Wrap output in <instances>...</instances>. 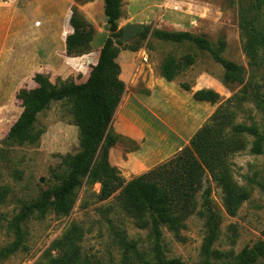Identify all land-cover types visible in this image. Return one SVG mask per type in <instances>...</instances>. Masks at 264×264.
<instances>
[{"label":"rangeland","instance_id":"374dc122","mask_svg":"<svg viewBox=\"0 0 264 264\" xmlns=\"http://www.w3.org/2000/svg\"><path fill=\"white\" fill-rule=\"evenodd\" d=\"M77 1L79 5L73 8L92 24L94 30L91 50L85 54L88 58L66 56L61 39L71 32L70 27L67 34L57 36L52 25L46 23L50 12L38 10L37 0H21L23 26L17 38L9 42L6 54L0 57V250L16 241L13 221L22 207L33 205L41 191L59 184L67 175L62 158L80 149L71 105L61 101L51 103L37 116L33 131L41 132L38 141L18 143L6 139L9 128L22 111L16 95L22 88L35 87L33 76L36 73L48 76L56 85L69 80L79 84L90 75V59L102 46L109 30L103 10L96 4L84 9L80 3L88 0ZM240 8L239 0H121L118 29L133 25L142 26V29L129 42L120 39V43L115 44L119 52L130 51L124 45L137 46L138 51L141 50L134 77L138 82L126 91L111 122L113 133L119 137L113 152L115 156L120 157L122 151H153L147 147L148 138L139 144L121 134L122 126L133 129L126 119L129 110L143 117L144 128L168 132V127L181 124L182 118L174 116L171 108V103L179 104L185 107V114L199 116L192 121L194 131L208 121L218 106L242 89V85L229 87L223 83V69L209 53L189 43L173 44L155 39L150 36L154 29L202 35L214 44L218 39H224L226 46L221 57L244 68L247 84L252 87L263 85L261 72L249 67L242 49L238 27ZM145 28L150 33L143 40L139 34ZM168 55L179 60L190 57L187 64L183 61L184 68L169 83L159 71ZM160 81L166 83L164 90H161ZM184 85L189 89L184 90ZM200 89L213 90L219 95V101L213 105L194 101L192 93ZM160 112L166 115L165 122L161 123L157 117ZM234 123L256 124L261 130L262 113L253 98L241 104ZM252 140V136H247L244 149L228 160L234 181L250 193L235 215L225 211L221 190L207 175L208 180L196 195V211L180 231L182 238L178 240L162 227L161 237L157 239L148 228L138 227L120 208L118 191L106 200H99L100 185L83 184L77 189L68 215L56 216L50 211L43 217L31 214L21 224L22 246L0 258V264H51V260L59 257H71L70 264H127L122 257L118 234L127 241H134L139 254L149 261L156 260L155 248L158 246V256L164 259L201 264L205 259L203 246L208 234L205 225L209 213L218 220L213 249L225 253L221 260L212 258V261L231 263L244 247L264 242V194L256 185L257 181H264L263 157L250 152ZM133 166L134 163L129 162L124 173L120 171L125 181L136 177L127 174L133 172ZM207 187L211 192L206 201L202 194ZM257 264H264V256Z\"/></svg>","mask_w":264,"mask_h":264},{"label":"trees","instance_id":"16d2710c","mask_svg":"<svg viewBox=\"0 0 264 264\" xmlns=\"http://www.w3.org/2000/svg\"><path fill=\"white\" fill-rule=\"evenodd\" d=\"M241 4L238 20L242 49L248 58L249 67L261 72L264 81V0H239ZM103 13L108 25V36L103 42L97 62L92 66L87 79L79 84L69 80L59 85L52 83L49 77L36 73L33 76L35 87L22 88L16 98L22 111L9 128L6 139L18 143H35L41 132H34L37 116L49 108L53 102H68L74 125L78 129L79 151L66 154L62 163L67 175L62 181L40 192L33 205H24L13 221L16 241L0 250V258L16 252L21 246V224L28 217L37 213L43 217L47 212L56 216H66L75 202L76 192L83 184L89 186L98 183L99 200H106L118 191L120 208L128 214L140 228H148L157 239L161 237V228L166 227L178 240L185 221L197 208L196 195L207 179V175L220 188L225 211L235 215L240 205L248 200L249 191L239 186L233 179L229 157L245 147L247 136L253 140L250 152L263 157L264 166V83L253 86L245 82V70L242 66L221 57L225 49L224 39L214 44L202 35L188 32H168L145 28L140 34L146 39L150 33L163 42L189 43L209 53L211 58L223 69L222 81L229 87L240 86L239 94L233 95L216 108L208 121L191 137L189 144L183 147L169 160L149 171L125 181L120 171L109 162V150L118 142V136L111 129L115 110L125 91V84L120 79V67L116 62L119 49L115 44L122 39V30L118 29L121 17V0H103ZM69 26L71 32L65 37V53L68 57H80L90 52L94 35L92 24L77 10L72 8ZM130 51H137V46L124 45ZM190 57L181 60L168 55L159 71L167 82L173 81L188 63ZM261 70V71H260ZM250 88H247V86ZM184 90L189 88L184 85ZM196 102L217 103L219 95L210 89H200L192 93ZM254 99L262 113L263 124L259 131L256 124L234 123L241 104ZM256 185L264 194V181ZM210 188L204 189L203 197L208 200ZM207 237L204 240V261L201 264H220L214 260L224 258V252L213 249L217 240L218 220L212 213L206 215ZM122 248V257L127 264H186L178 259H164L158 256L149 261L139 254L134 241H127L118 234ZM264 256V242H256L244 247L231 263L222 264H257ZM212 258L214 259L212 261ZM51 264H70L71 257H59Z\"/></svg>","mask_w":264,"mask_h":264},{"label":"crops","instance_id":"0c3cea01","mask_svg":"<svg viewBox=\"0 0 264 264\" xmlns=\"http://www.w3.org/2000/svg\"><path fill=\"white\" fill-rule=\"evenodd\" d=\"M94 4L98 6L99 10H103V0H88L84 3H80L84 9H88ZM37 5L38 10L45 9L50 12L46 23L52 25L54 28V33L57 36L62 37L63 33L67 34L66 31L69 32V18L71 9L73 6H78L79 2L77 0H37ZM22 8L23 4L21 3V0H0V57H3V54H6L9 42L14 41L17 38L19 31L23 26V22L20 19V11ZM61 47H65V39L63 38L61 39ZM99 50L95 51L90 59L92 62L91 67L97 62ZM140 52L141 50L120 51L117 55L116 62L120 67L119 77L125 84V91L121 101L119 102V105L122 102L126 91H128L134 84H137L138 82L136 78L134 79V77L139 67L138 63ZM84 58L86 59L88 57L84 55L83 59ZM127 70L129 72L128 74L126 73ZM160 86L161 90H164L166 83L160 81ZM162 94H164L163 91ZM140 104L142 107L144 106V104ZM171 106V108L174 110V116L177 118L181 117L182 121L178 126L168 127V132L165 130L153 131L148 129V127L144 128L145 124H143V117L141 115L138 116L134 111L129 110L126 119L129 123H131V127H133V129H124L122 126L121 134L139 144H141L145 138H148L150 141L147 147L151 149L153 148V151H122V154L120 157H118L113 153L115 146L118 144L117 142L109 150L110 164L124 173L127 164L132 162L134 163V166L132 167L133 172L129 171L127 174L129 177L132 175L139 176L149 171L154 166L169 160L184 146H187L189 144V140L197 131L192 130V121L198 119L199 116L195 115L194 113L189 115L185 114V107L183 108L179 104L176 105L171 103ZM156 109L158 110L159 108L157 107ZM153 113L154 112L152 110V114ZM157 117L160 119L161 123L165 122L164 120L166 115L163 113H158ZM143 130H145L146 133H144ZM153 145L154 147H152ZM123 149L125 148L123 147Z\"/></svg>","mask_w":264,"mask_h":264},{"label":"water","instance_id":"95a60500","mask_svg":"<svg viewBox=\"0 0 264 264\" xmlns=\"http://www.w3.org/2000/svg\"><path fill=\"white\" fill-rule=\"evenodd\" d=\"M140 29H142V26L139 25H133L123 28L122 29L123 42L125 43L129 42Z\"/></svg>","mask_w":264,"mask_h":264}]
</instances>
